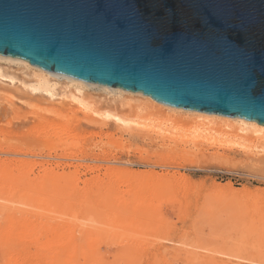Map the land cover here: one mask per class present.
I'll return each mask as SVG.
<instances>
[{
    "label": "rangeland",
    "instance_id": "rangeland-1",
    "mask_svg": "<svg viewBox=\"0 0 264 264\" xmlns=\"http://www.w3.org/2000/svg\"><path fill=\"white\" fill-rule=\"evenodd\" d=\"M0 65V264H264V136L170 121L96 86L84 108L64 80L50 99L25 86L31 69ZM22 219L66 247L23 250L10 232Z\"/></svg>",
    "mask_w": 264,
    "mask_h": 264
},
{
    "label": "water",
    "instance_id": "water-1",
    "mask_svg": "<svg viewBox=\"0 0 264 264\" xmlns=\"http://www.w3.org/2000/svg\"><path fill=\"white\" fill-rule=\"evenodd\" d=\"M0 54L264 124V0H0Z\"/></svg>",
    "mask_w": 264,
    "mask_h": 264
},
{
    "label": "bare ground",
    "instance_id": "bare-ground-1",
    "mask_svg": "<svg viewBox=\"0 0 264 264\" xmlns=\"http://www.w3.org/2000/svg\"><path fill=\"white\" fill-rule=\"evenodd\" d=\"M7 61L8 62H17L21 65H24L27 69H31L34 74H35V77L37 78L35 82L33 83H30L29 84H25V86L28 88V90L31 91V93H39L41 96H46L50 99H53L55 98L57 95H58V88L57 86L61 83L59 82L60 80H64V90H66L67 93L70 94V97L75 100V102H77L78 104L81 105V107L83 106L84 108H88V104L86 103V100H83L82 99V95L85 93V89H87L88 87H93V86H96L97 88H100L102 91L104 90L106 93L110 94V96L112 95V99H115V100H122L125 99V98H129V99H135V100H141V99H144L145 102H147V104L152 107L154 109V111H157L158 114L160 113V111H163L164 112V108L168 109V113L166 114L167 115V119L170 120V121H176V120H182L183 121H186L184 120L185 116L186 117H192L193 120H198L200 121V125L203 126V129L204 130H207V129H211L212 131H216V128H218V130L222 129L223 131L224 130H229L231 132H235V131H238L242 134H245L246 136H248V139L250 140H253V142L257 139L260 138V136H264V124H261L259 123L258 121L256 120H248L244 117H240V116H227V115H222V114H214V113H208V112H205V111H199V110H191V109H186V108H183V107H173V106H170V105H167L165 103H162V102H158L156 101L154 98H151L150 96L144 94L143 92H135V91H131V90H127V89H124V88H114V87H111V86H108L106 84H103V85H100L98 83H93V82H89V81H82V80H78L76 78H73V77H70V76H64V75H60V74H57V73H53L49 70H45L39 66H35L34 64H30V62L22 59V58H19V57H13V56H4V55H1L0 54V61ZM33 74V75H34ZM1 76H4L3 73H2V67L0 65V77ZM12 80V79H11ZM13 81V80H12ZM3 82V81H2ZM29 85V86H28ZM68 88V89H67ZM92 106V105H91ZM90 106V107H91ZM164 107V108H163ZM94 109V108H93ZM89 110V109H88ZM87 110V111H88ZM93 111V110H91ZM95 112V111H94ZM96 113V112H95ZM153 113V111H152ZM89 114L90 116V113H87ZM86 114V115H87ZM97 114V113H96ZM91 115H92V112H91ZM160 115V114H159ZM162 115V114H161ZM165 115V116H166ZM103 117H106V118H113L115 119L116 121L118 122H126L124 119H121L120 117H118L117 115H115L114 113H111V112H107V113H104ZM164 117V116H163ZM176 117L175 119L172 120V118ZM62 118V117H61ZM89 119H91L92 121H95L97 122L98 119L96 118H93V117H90ZM96 119V120H95ZM186 119V118H185ZM91 121V122H92ZM195 121V122H196ZM94 122V124H95ZM102 124H108V122H104ZM218 124H220L219 126H217ZM133 131H135L137 134H140L142 133V130L141 129H135V128H132ZM148 134V133H147ZM152 135V134H151ZM137 136V135H136ZM256 136V137H255ZM140 137V136H139ZM153 137V136H151ZM255 137V138H254ZM154 139V138H153ZM256 142V141H255ZM196 147V146H195ZM81 152V151H80ZM72 153V152H70ZM82 153V152H81ZM34 154V153H33ZM83 154V153H82ZM49 155V154H48ZM51 158H52V154L49 155ZM60 156V155H59ZM63 156V155H62ZM78 156V155H77ZM106 156V155H105ZM56 157L58 158V156L56 155ZM54 156V158H56ZM69 157V156H68ZM44 158V156H43ZM60 158V157H59ZM89 158V157H87ZM94 158V157H93ZM105 158V157H104ZM115 158V157H114ZM62 159V158H61ZM74 159V158H73ZM97 159V158H96ZM99 159V158H98ZM106 159V158H105ZM110 159V158H109ZM112 161H113V158H111ZM59 160V159H58ZM107 160V159H106ZM74 161V160H73ZM84 161V160H83ZM101 161V160H100ZM109 161V160H108ZM102 162V161H101ZM106 162V161H105ZM122 163V162H121ZM130 163V162H129ZM132 163V162H131ZM134 163V162H133ZM96 168V167H95ZM92 171V169H91ZM131 171V170H130ZM134 173V172H133ZM145 173V172H144ZM132 174V173H131ZM136 174V173H134ZM139 174V173H138ZM138 174H136V178L138 176ZM146 174V173H145ZM163 174H161L162 176ZM96 176V175H95ZM99 176V175H97ZM165 177V175H163ZM163 177V178H164ZM178 177V176H177ZM151 178V177H150ZM156 178V177H154ZM163 178H161L163 180ZM159 179V178H158ZM157 179V180H158ZM160 179V180H161ZM166 179V178H165ZM92 180V179H91ZM144 180V179H143ZM142 180V181H143ZM160 180L158 182H160ZM161 180V181H162ZM5 181V180H4ZM89 181V180H88ZM97 181V180H96ZM102 180H100L101 182ZM141 181V182H142ZM156 181V180H155ZM165 182V181H164ZM88 183V182H87ZM95 183V182H94ZM147 183H149V181H147ZM146 183V185H147ZM156 183V182H155ZM161 183V182H160ZM163 183V181H162ZM116 184V183H115ZM8 185V184H7ZM10 185V184H9ZM22 186V185H21ZM90 186V185H89ZM100 186V185H99ZM109 186H111V184H109ZM187 186V185H186ZM36 187V186H35ZM140 187V186H139ZM24 188V187H23ZM87 189V188H86ZM88 192V191H87ZM96 192V191H95ZM144 201V200H143ZM3 202V201H2ZM9 202V201H8ZM7 203V202H6ZM3 204V203H2ZM8 204V203H7ZM13 204V203H12ZM23 204V203H22ZM21 205V204H20ZM239 206V205H238ZM245 207V206H243ZM253 208V207H252ZM19 209V208H18ZM242 209V208H241ZM19 212V211H18ZM100 212V211H99ZM111 212V211H110ZM31 213V212H30ZM33 213V212H32ZM97 214V213H96ZM95 214V215H96ZM21 216V215H20ZM25 218V217H24ZM15 220V219H14ZM26 220V219H25ZM25 220H21L19 223H17L16 225H14L13 228H11V234L14 236H17L18 237V240H19V245L20 247H22L23 250L27 249L26 247H32L35 245L37 247H40V246H46V247H50L52 249V246L53 247H58L62 244L63 242V246L66 247V243L64 242L63 237H61L60 235H58V230L54 231L55 233L52 235H50L51 238H48L46 241L44 242H41L39 241V238L40 236H43V233L44 235H46L47 231H45L43 229V233H42V230L38 229L37 231H35V228L33 226H30L29 224V221H25ZM256 222V221H255ZM31 225H33L32 223L33 222H30ZM100 225V224H99ZM249 225V224H248ZM105 226V225H104ZM12 227V226H11ZM33 227V228H31ZM262 228V227H261ZM37 229V228H36ZM46 229V228H45ZM115 229V228H114ZM263 229V228H262ZM9 230V229H8ZM264 230V229H263ZM52 231V232H53ZM4 232V231H3ZM51 232V233H52ZM61 232V231H59ZM259 232V231H258ZM8 233V232H7ZM9 234V233H8ZM61 234V233H60ZM57 235V237H56ZM255 235V234H254ZM47 236V235H46ZM59 237V238H58ZM120 237V236H119ZM126 237V236H124ZM123 237V238H124ZM129 237V236H128ZM261 237V235H260ZM255 241V240H254ZM259 241V240H258ZM29 243V244H27ZM260 243V242H259ZM262 243V242H261ZM134 244V243H133ZM244 245V244H243ZM69 246L71 245H68V249L67 251L69 250ZM25 247V249L23 248ZM253 248V245L251 246ZM15 248V247H14ZM62 248V247H61ZM60 248V249H61ZM72 248H73V245H72ZM71 248V249H72ZM239 248V247H238ZM258 248V246H257ZM22 249H19L22 250ZM48 249V248H47ZM54 249V248H53ZM16 250V249H14ZM22 250V251H23ZM28 250V249H27ZM26 250V251H27ZM31 250V249H30ZM33 250V249H32ZM36 250V248H35ZM40 251L42 249H39ZM56 250V248H55ZM54 250V252H55ZM58 250V248H57ZM259 250V249H258ZM29 251V250H28ZM53 252V250H51ZM13 252V251H12ZM21 252V251H20ZM24 252V251H23ZM34 252V251H33ZM43 252V251H41ZM53 252V253H54ZM69 252V251H68ZM17 253V252H16ZM14 252V255L16 254ZM26 252H24L25 254ZM44 253V252H43ZM22 254V253H21ZM27 254V253H26ZM25 254V255H26ZM32 254V252H31ZM30 254V255H31ZM34 254V253H33ZM37 254H38V250H37ZM36 254V255H37ZM52 255V253H50ZM61 254V253H60ZM17 257H19L18 255L20 254H16ZM23 255V254H22ZM41 255V254H40ZM138 255V253H137ZM203 255V254H202ZM208 255V254H207ZM49 256V255H48ZM47 256V257H48ZM204 256V255H203ZM13 257V256H12ZM16 257V258H17ZM29 257V255H28ZM27 257V258H28ZM33 257V256H32ZM32 257H29L32 259ZM14 258V257H13ZM15 258V259H16ZM20 258V257H19ZM18 258V259H19ZM38 258V257H37ZM201 258V257H200ZM206 258V257H205ZM210 258V257H209ZM26 259V258H25ZM40 259V257H39ZM196 259V257H194V260ZM207 259V258H206ZM236 259V258H235ZM14 260V259H12ZM30 260V259H29ZM191 260V259H190ZM193 260V261H194ZM16 260H14L15 262ZM19 262L22 263V261L18 260ZM27 261V260H26ZM33 261V260H32ZM196 261V260H195ZM28 262V261H27ZM202 262V261H201ZM214 262V261H213ZM18 263V262H17ZM20 263V264H21ZM25 263V262H24ZM203 263V262H202ZM31 264V263H30ZM197 264V262H196ZM207 264V263H206Z\"/></svg>",
    "mask_w": 264,
    "mask_h": 264
}]
</instances>
